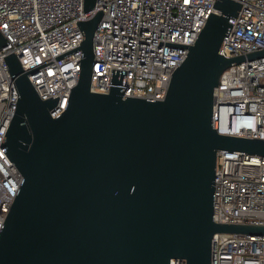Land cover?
Wrapping results in <instances>:
<instances>
[{
    "label": "water",
    "instance_id": "obj_1",
    "mask_svg": "<svg viewBox=\"0 0 264 264\" xmlns=\"http://www.w3.org/2000/svg\"><path fill=\"white\" fill-rule=\"evenodd\" d=\"M94 3L83 0L84 10ZM214 8L158 100L124 96L121 69L112 68L109 92L90 90L101 11L78 23L84 57L55 117L58 96L41 99L18 57L3 56L17 99L0 147L21 181L0 227V264H210L214 233L264 234L263 224L212 217L217 151L264 155V139L212 126L220 74L264 56L219 54L240 2Z\"/></svg>",
    "mask_w": 264,
    "mask_h": 264
},
{
    "label": "built area",
    "instance_id": "obj_2",
    "mask_svg": "<svg viewBox=\"0 0 264 264\" xmlns=\"http://www.w3.org/2000/svg\"><path fill=\"white\" fill-rule=\"evenodd\" d=\"M216 0H0V143L13 116L17 92L3 56L14 53L41 99L58 96L65 108L84 53L78 23L98 11L92 35L90 90L109 92L111 71L126 70L123 95L165 96L171 75L194 43ZM218 52L224 57L264 49V0H239ZM212 126L219 134L264 139V56L233 64L213 89ZM21 174L0 147V227ZM213 220L264 225V155L218 150ZM210 264H264V234L216 232ZM169 264H185L171 258Z\"/></svg>",
    "mask_w": 264,
    "mask_h": 264
}]
</instances>
